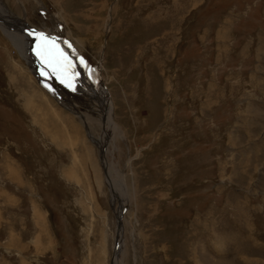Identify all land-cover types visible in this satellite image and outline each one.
I'll return each instance as SVG.
<instances>
[{"label": "rangeland", "instance_id": "374dc122", "mask_svg": "<svg viewBox=\"0 0 264 264\" xmlns=\"http://www.w3.org/2000/svg\"><path fill=\"white\" fill-rule=\"evenodd\" d=\"M1 1L104 59L124 264H264V0ZM56 43L65 75L34 76L0 29V264L113 262L116 206L76 115L92 95Z\"/></svg>", "mask_w": 264, "mask_h": 264}, {"label": "bare ground", "instance_id": "6f19581e", "mask_svg": "<svg viewBox=\"0 0 264 264\" xmlns=\"http://www.w3.org/2000/svg\"><path fill=\"white\" fill-rule=\"evenodd\" d=\"M10 19L13 22H11ZM14 22H16L17 25ZM25 25L26 23L24 24L22 23V20L20 21L18 18L14 17L13 14L4 5L3 1L0 0V29L3 32V34L9 39V41L12 43L13 47L18 51L20 57L25 61L29 70L34 74V76L35 75L39 76L37 73V69L40 67L43 70H45V67H47L49 71H53V64L49 63L48 59H46L45 57L37 54V49L39 48V44L41 45V41H42V38L40 37V34L42 33L43 38H46L47 42L49 43L57 42L56 44L62 45L61 47L63 51L67 50V53L71 59L70 62L69 60L67 61L71 65H73V67L71 66L72 69L70 67V71L73 72L71 76V80L73 81V83L78 84V88L75 87L76 88L75 90V88L73 87V91L80 90L79 92L83 93V87L89 89V92L92 95L89 102V106L88 104L87 106H85L84 108L86 109L85 114L79 112V114L77 113L76 115H78L84 121L85 128L87 130L88 139L99 148L100 152L101 149H103V147H106L104 158L102 160V165L104 167V170L106 171L105 179L110 190L111 202L113 206H116L115 209L116 218L118 219V217H120L124 221V212L126 210V207L128 206V197H127L128 188L125 181L126 174H124V172L122 171H119L120 169L119 170L115 169L112 162L108 159V156L111 153V147L113 148V150L117 148L116 139L119 136L118 133L120 132H118V127L114 121L113 100L111 99L109 90L107 89L105 83L102 81L100 75V70L104 68L103 67L104 59L101 58L100 62L99 63L97 62L98 63V65H96L98 66L97 68H92L85 63V60L83 59L78 49H76V47L73 44H71L70 42L67 43V41L63 39L62 33L60 39L58 40L59 35L56 36L57 34L55 35L56 36L55 37L52 35L54 33L51 34L49 33L48 35V33L38 32ZM20 27L22 28L24 33L28 36V38L24 36L25 34L23 36L20 34L22 33V31L19 30ZM48 38L50 39V41H48L49 40ZM32 40H35L37 44L35 43V41ZM78 66H80L81 68H79ZM82 69H84L87 72L86 75L80 73ZM53 73H57V74L60 73L62 75H65L63 74L62 69H59V67L57 68V71L55 72L53 71ZM51 81L47 82L49 83L48 86L50 87L48 88V90L54 93V95L57 97L59 102L62 105L68 107L69 109L68 106L69 103L67 101L65 102V100L62 101L61 97H59V94L55 93L56 91L54 89H51V86L52 88L56 87L55 89H57L56 84L53 83L54 81L53 82ZM70 110L73 111L72 108H70ZM74 112L77 111L74 110ZM116 241L117 244L115 243V245H117V248L116 251L114 252V258L111 264H124L123 255L125 249V240H124L123 226H121L120 229L117 228Z\"/></svg>", "mask_w": 264, "mask_h": 264}, {"label": "snow or ice", "instance_id": "6c2138e0", "mask_svg": "<svg viewBox=\"0 0 264 264\" xmlns=\"http://www.w3.org/2000/svg\"><path fill=\"white\" fill-rule=\"evenodd\" d=\"M40 37L42 38V41L41 46L37 49V54L48 59L49 63L53 64V71L55 72L61 64V56L57 55L54 51V45H50L46 38H43L42 33L40 34ZM69 86H71L70 83Z\"/></svg>", "mask_w": 264, "mask_h": 264}, {"label": "water", "instance_id": "95a60500", "mask_svg": "<svg viewBox=\"0 0 264 264\" xmlns=\"http://www.w3.org/2000/svg\"><path fill=\"white\" fill-rule=\"evenodd\" d=\"M32 28V27H31ZM33 30H38V31H41V30H39V29H35V28H32ZM42 32V31H41ZM48 86V84L47 83H43V87L51 94V95H53L54 96V93H52L50 90H48V88H50L49 86ZM55 97V96H54ZM105 148L106 147H103V149H101V152H100V157H101V161L103 160V158H104V153H105ZM117 228H121V226H122V222H123V220H122V218H120V217H118V219H117ZM116 244H117V241H116ZM116 248H117V245H115V248H114V251H116Z\"/></svg>", "mask_w": 264, "mask_h": 264}]
</instances>
